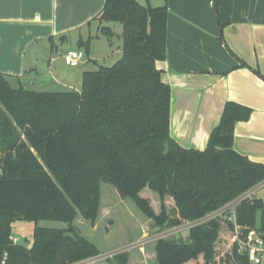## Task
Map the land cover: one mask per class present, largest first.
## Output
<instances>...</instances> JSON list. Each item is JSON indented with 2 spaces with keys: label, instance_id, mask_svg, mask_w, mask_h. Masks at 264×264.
Masks as SVG:
<instances>
[{
  "label": "trees",
  "instance_id": "16d2710c",
  "mask_svg": "<svg viewBox=\"0 0 264 264\" xmlns=\"http://www.w3.org/2000/svg\"><path fill=\"white\" fill-rule=\"evenodd\" d=\"M168 15L167 5L105 0L96 19L109 41L116 35L110 24L123 25L122 57L85 71L78 92L14 88L0 73V264L5 258V264H75L99 256L98 245L74 228L39 223H72L77 214L94 221L101 182L163 230L204 219L264 182V164L233 147L236 123L252 114L246 106L225 105L205 150L185 149L171 137L172 89L157 66L167 58ZM90 42L79 48L88 51ZM147 193L158 197V213ZM236 219L264 234L263 200H242ZM17 221L35 224L30 246L12 242ZM155 252L157 264H251L238 251L227 214L190 227L186 238L159 239ZM129 258L121 252L99 264Z\"/></svg>",
  "mask_w": 264,
  "mask_h": 264
},
{
  "label": "crops",
  "instance_id": "0c3cea01",
  "mask_svg": "<svg viewBox=\"0 0 264 264\" xmlns=\"http://www.w3.org/2000/svg\"><path fill=\"white\" fill-rule=\"evenodd\" d=\"M137 1L169 9L167 58L157 66L172 89L171 137L185 149L205 150L225 105L235 102L252 114L236 123L233 147L264 164V0H217V8L214 0ZM104 5L105 0H0V73L21 79L29 70L26 51L38 41L56 46L51 62L76 49L61 51L56 40L73 37L80 49L81 41L100 31L96 17ZM263 187L264 182L248 193L253 197ZM21 225L16 224L19 230ZM97 257L104 258L102 253Z\"/></svg>",
  "mask_w": 264,
  "mask_h": 264
},
{
  "label": "rangeland",
  "instance_id": "374dc122",
  "mask_svg": "<svg viewBox=\"0 0 264 264\" xmlns=\"http://www.w3.org/2000/svg\"><path fill=\"white\" fill-rule=\"evenodd\" d=\"M110 26L116 33L111 41L100 31L96 32L97 34L95 35L96 27H93L95 38L89 39L91 42L90 46H88V51L86 47L81 48L86 55L89 53V56H86V60L79 67L67 65L64 58L56 57L55 61L51 62L50 50L53 48L54 56L58 54L56 46L48 41H45V44H43V41L32 44L26 51V61L29 70L21 79H18L17 76H12L10 78L12 86L14 88L21 86L26 90L36 92L80 91L85 71H96L99 65L113 66L122 57L119 47L123 45L121 38L123 25L121 23H111ZM72 38L64 42L56 40L55 44L61 51L71 48L77 49L78 47ZM44 46H47L48 51ZM34 53L36 55L30 60V56ZM95 53H97V57L93 58ZM94 61H98V64H95ZM145 196L149 198L158 213L160 211L158 197L152 193H147ZM253 198L262 199L264 202V187L259 189ZM167 205L173 207V202L169 200ZM259 219L260 214L258 221ZM14 224V228L12 226V236L20 237L19 242L14 244H27L30 246L29 243L32 242L33 234L29 230L32 232L34 223L17 221ZM16 224H24L21 225V227H24L19 230ZM39 226L62 230L74 228L80 235L98 245L102 256L105 258L101 263H105L112 255L128 252L130 255L129 264H156L152 256L156 242L161 238H186L188 229L191 227L189 223H186L171 230L161 229L140 210L133 200L123 199L115 187L104 182L100 183V203L98 214L94 221L85 219L83 215L77 214L72 223L42 221ZM222 233L225 234V238L228 237L227 231ZM222 250L224 252V249ZM141 253L143 256L142 262H140ZM81 262L75 264H80Z\"/></svg>",
  "mask_w": 264,
  "mask_h": 264
},
{
  "label": "built area",
  "instance_id": "2783aa9c",
  "mask_svg": "<svg viewBox=\"0 0 264 264\" xmlns=\"http://www.w3.org/2000/svg\"><path fill=\"white\" fill-rule=\"evenodd\" d=\"M63 58L67 65L77 67L83 62L85 53L81 49H72L67 51L63 55ZM247 193L227 204L217 212L208 215L204 219L191 222L189 224L192 227L211 218L227 214L228 221L234 226V233L238 242V251L242 254H246L251 264H264V234L259 232L257 229H245L237 223L236 219L237 205L244 199L252 198L251 193ZM11 240L13 243L19 242V238L17 237L11 236ZM104 259L105 258L94 257L84 260L80 264H97L101 263ZM5 260L6 258L4 259L3 264H5Z\"/></svg>",
  "mask_w": 264,
  "mask_h": 264
}]
</instances>
